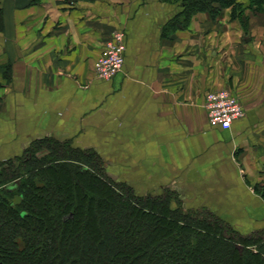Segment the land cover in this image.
<instances>
[{
  "label": "crops",
  "instance_id": "0c3cea01",
  "mask_svg": "<svg viewBox=\"0 0 264 264\" xmlns=\"http://www.w3.org/2000/svg\"><path fill=\"white\" fill-rule=\"evenodd\" d=\"M1 4L0 160L43 137L71 140L97 150L109 172L140 193L192 190L191 205L217 211L244 232L264 229V23L254 25L256 15L245 29L229 9L217 20L200 12L187 28L165 34L180 6L161 0ZM117 28L126 31L125 65L99 79L93 62ZM219 86L231 88L245 109L228 130L210 126L205 106L208 90ZM147 158L178 181L144 186L117 170L120 162L142 171L138 160Z\"/></svg>",
  "mask_w": 264,
  "mask_h": 264
},
{
  "label": "trees",
  "instance_id": "16d2710c",
  "mask_svg": "<svg viewBox=\"0 0 264 264\" xmlns=\"http://www.w3.org/2000/svg\"><path fill=\"white\" fill-rule=\"evenodd\" d=\"M161 1L180 6L165 34L187 28L200 12L217 20L232 8L238 12L231 19L243 17L240 0ZM249 18L237 21L248 29ZM5 68L9 80L11 64ZM167 191L138 196L108 177L96 150L54 137L33 140L21 155L0 162V262L264 264V231L242 236L210 210L174 207ZM13 195L21 196L18 204Z\"/></svg>",
  "mask_w": 264,
  "mask_h": 264
},
{
  "label": "rangeland",
  "instance_id": "374dc122",
  "mask_svg": "<svg viewBox=\"0 0 264 264\" xmlns=\"http://www.w3.org/2000/svg\"><path fill=\"white\" fill-rule=\"evenodd\" d=\"M240 2L243 4L240 7V9L243 11L241 13V15H243V17L242 18H239L237 16V18H235L236 21L239 19V21L242 20L241 22H243V20L244 21L247 20V18L251 17L252 15H256L254 17V21H253L254 25H257L259 23H264V4L263 5H255V4L254 5H251V4H253L251 2V0H240ZM172 4H177V3H172ZM245 6H247V7H245ZM234 11H236V10L235 9H232V8H229V13L230 14H232ZM237 12H238V10L236 11V13ZM121 29H124V28H121ZM261 33H263V32H261ZM95 61L93 62V71H94V74L96 76V64H95ZM6 71H7V69L5 68L3 70V73H6ZM70 144H72L75 147H79V146H76L71 140H70ZM85 149H91V148H85ZM96 152L99 154V156L103 160V163H104V166H105V172L107 173L108 177H110L111 179H113V180H115L117 182H121L123 184H127L128 186H130L131 190L134 191V193L136 195H138V196H148V195H151V194L157 195V194H162L164 191H167L168 190L167 191L168 192V196H171V204L174 207L181 206L186 211H203L204 209H207V210H210L211 212L219 215L217 213V211H215V210H213V209H211L209 207H206V206H200L199 207V206L191 205L190 202L192 200H190L189 197H192L194 199V197L196 196V194H194V192H192V190H189L190 193L188 192V190H186L187 192H185V194H183L182 192L179 193V192L173 190L170 187H164L158 193L157 192L140 193V191L138 189H136L135 186L132 183H130L129 181H126L123 178L118 177V174H116V175L115 174L114 175L111 174L109 172V168H108L107 163H106L107 160L104 159V157L97 150H96ZM17 156H19V155H17ZM14 157H16V156H14ZM1 161L2 160H0V162ZM123 161H126V160L124 159ZM164 161H166V163L169 165L168 167H169V170L171 171L173 169V167L171 165V161H169V160H164ZM138 162L140 164L142 163L143 166H144V169L142 171L133 172L132 173V172H130L129 167L127 166L128 163L127 164H124V163L121 164L120 162H117L118 163L117 164V167H118L117 170L118 171L119 170L123 171L124 172L123 175H128V176L134 178L135 180H140L141 181L140 184L141 185H144V186H154L157 181L160 182V181L166 180L168 178H170V180L171 179H174L175 181H178V177L176 175H173L172 172H163V173H161L163 170L160 168L161 166L158 165L159 163H158V159L157 158H147V159H143V160H138ZM121 171H119V172H121ZM152 172L158 174L156 176H155V174L152 176V179L151 180H153V181H151V180L148 179L149 173H152ZM184 178H185L184 180H185L186 183H184L183 185H185L187 188H189L190 185H192V183L189 184L186 181V180H189V177L188 176H184ZM202 185H204V184H202ZM256 185H258V184H256ZM14 186H15V183H12V184L4 187V190H7V189L12 188ZM199 187H200V185H199ZM260 187H261L260 190L263 192L264 191V184H261L260 183ZM186 193L188 194V196L186 195ZM199 195H201V194L198 193V196ZM11 200L13 201V203L18 204L21 201V196H19V195H13L12 198H11ZM220 217L223 218L222 216H220ZM223 220L225 222H227L230 226H232V228L235 231H237L239 234H241L242 236H250V235L257 234L258 231H264V229H263V230H257V231L250 230L248 232H244V231H242L239 228V226L237 224H232V223L228 222L225 219H223Z\"/></svg>",
  "mask_w": 264,
  "mask_h": 264
},
{
  "label": "built area",
  "instance_id": "2783aa9c",
  "mask_svg": "<svg viewBox=\"0 0 264 264\" xmlns=\"http://www.w3.org/2000/svg\"><path fill=\"white\" fill-rule=\"evenodd\" d=\"M126 32L113 30L102 42L95 61L96 76L109 80L123 70L126 59ZM209 124L213 128L228 130L235 120L245 116V109L238 95L227 86L212 87L205 97Z\"/></svg>",
  "mask_w": 264,
  "mask_h": 264
},
{
  "label": "water",
  "instance_id": "95a60500",
  "mask_svg": "<svg viewBox=\"0 0 264 264\" xmlns=\"http://www.w3.org/2000/svg\"><path fill=\"white\" fill-rule=\"evenodd\" d=\"M0 264H3L2 262H0Z\"/></svg>",
  "mask_w": 264,
  "mask_h": 264
}]
</instances>
